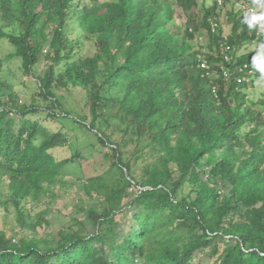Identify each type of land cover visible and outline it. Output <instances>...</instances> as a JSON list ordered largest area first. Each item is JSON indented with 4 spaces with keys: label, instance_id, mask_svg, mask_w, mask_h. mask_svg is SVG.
I'll list each match as a JSON object with an SVG mask.
<instances>
[{
    "label": "trees",
    "instance_id": "1",
    "mask_svg": "<svg viewBox=\"0 0 264 264\" xmlns=\"http://www.w3.org/2000/svg\"><path fill=\"white\" fill-rule=\"evenodd\" d=\"M226 3L0 0V43L13 48L4 62L20 60L45 103L0 96V184H8L20 227L40 225L26 205L79 158L56 157L71 138L63 123L108 149L106 170L80 185L82 218L46 241L0 232V264H195L201 255L214 264H264V98L244 90L263 80L251 70L258 49L236 58V72L220 52L224 43L239 49L264 36L237 11L224 40ZM176 9L187 18L182 32ZM201 30L205 53L195 44ZM84 42L92 55L81 54ZM208 63L230 74L223 88L209 82ZM250 70L248 83H238ZM73 89L84 91L88 117L64 109L58 93ZM37 117L61 127L51 131Z\"/></svg>",
    "mask_w": 264,
    "mask_h": 264
},
{
    "label": "rangeland",
    "instance_id": "2",
    "mask_svg": "<svg viewBox=\"0 0 264 264\" xmlns=\"http://www.w3.org/2000/svg\"><path fill=\"white\" fill-rule=\"evenodd\" d=\"M198 2L200 7L204 8L211 6L213 0H198ZM236 11L237 9H234L232 4L226 3L225 9L223 10L224 15L219 20L224 40L232 35V14H235ZM257 11L260 13L264 9L257 7ZM174 18L178 29L182 32L186 26L187 18L182 15L179 9L175 10ZM208 42L209 38L205 31L201 30L198 32L195 44L197 47L204 49L202 53L207 52ZM258 44V42H253L251 44H245L239 49L234 46L230 50H227V46L224 43L220 47V52L223 56V51L228 52V56L231 57V62L234 63V72H236L235 68L238 66L237 62H235L236 58L257 51ZM81 49V54L84 56H90L94 52V47L91 42H84ZM12 52L13 48L7 41L0 43V80L2 79L5 82L0 85V96L14 93L17 100L21 102V105H29L35 100L41 107H45V103L38 96V89L32 78L23 74L20 60L13 59L4 62V59ZM202 58L205 59L204 56ZM202 58L201 60H203ZM206 66H208L206 72L209 82L223 81V85H220L221 82L218 83L223 88L229 79L222 74V63H208ZM46 67L47 64L41 66V68ZM189 73L191 74V71ZM242 78H245L242 80L243 84L248 83L247 77L243 75ZM218 85H215L214 88L218 89ZM227 86L224 87L225 90L228 89ZM244 90L253 99H258L260 95L264 98V79L254 83L251 81ZM58 96H63L62 103L66 111H69L73 115L88 117L84 91L73 89L69 93H58ZM35 119L42 122L45 126H48L47 128L51 131H57L61 127L56 121H47L38 117ZM63 127L64 131L68 130L70 132L71 138L68 147L55 152L57 159H67L72 154H77L79 158L76 163L65 167L64 177L62 178L65 182L64 184L62 183L63 181L57 182L53 187H50L49 193L43 194L40 197L38 202H30L26 205L31 217V223H36L40 216V225L36 226L34 231L21 228L17 223V215L8 201L10 196L8 184L6 182L0 184V232L7 238H13L16 241L21 238L28 241L31 239L46 241L56 235L60 229L70 225L72 220L81 219L83 213L80 211V208L85 199V195L80 190L82 181L97 176L108 167L104 159V153L108 152V149L102 148L98 144L93 133L67 121L63 123ZM107 133L112 136L113 140H119L121 138L120 135L114 134L110 130ZM128 150L132 151V147H128ZM140 166H143V164ZM88 231L90 233L92 232L91 227H88ZM203 256H198L195 259V264H200V262L203 264H214L215 259H208Z\"/></svg>",
    "mask_w": 264,
    "mask_h": 264
},
{
    "label": "clouds",
    "instance_id": "3",
    "mask_svg": "<svg viewBox=\"0 0 264 264\" xmlns=\"http://www.w3.org/2000/svg\"><path fill=\"white\" fill-rule=\"evenodd\" d=\"M221 1V4H218V0H213V2H215L218 6L222 7L224 5V0H220ZM240 1V0H230V2H232V4L235 6V9H237L238 12H240L241 14V11L239 10L238 6H237V2ZM247 3L253 7L252 9H249L248 12L245 13V16H244V20H243V17L241 15V19H242V22H245L247 24V27L249 30L251 29H255L256 30V33L257 35L259 36H264V34H258L257 32V29H256V26L259 24L261 26H264V11H261L260 13H258L257 11V7L260 8V9H264V0H252V3H251V0H246ZM257 13H256V11ZM236 11V12H237ZM213 24H216V23H212ZM212 25H211V28H212ZM217 28H218V25H217ZM216 30V28L213 30L212 28V32H214ZM228 48V47H226ZM230 50V48H229ZM223 58H224V61L227 62V63H231V57L228 56V52H224L223 51ZM225 56H227L229 58L228 61L225 60ZM203 65V64H202ZM234 65V64H233ZM251 70L253 69L254 71H258L261 76L260 78L261 79H264V43H261L259 46H258V51L256 53V55H254L251 59ZM205 70H208V66H206L205 64ZM238 66L235 68L237 70ZM245 71L243 73V75L245 77H247V81L249 80V77L254 71ZM222 74L224 77L227 76V79H230V74L224 69V67H222ZM228 74V75H227ZM245 79V78H238L237 81L238 83H242V80ZM213 90H216L214 87H213Z\"/></svg>",
    "mask_w": 264,
    "mask_h": 264
},
{
    "label": "built area",
    "instance_id": "4",
    "mask_svg": "<svg viewBox=\"0 0 264 264\" xmlns=\"http://www.w3.org/2000/svg\"><path fill=\"white\" fill-rule=\"evenodd\" d=\"M218 4H221V1H220V0H218ZM237 6H238L239 10L241 11V15H242V17H243V20H244L245 13L248 12L249 9H252V8H253V7H251V6L247 3L246 0H240V1H238V2H237ZM255 11H256V9H255ZM256 13H257V11H256ZM257 14H258V13H257ZM212 28H213V30H214L215 28H217V24H213V25H212ZM256 29H257L258 34H264V26H261V25L258 24V25L256 26ZM227 50H229V48H227ZM225 60L228 61L229 58H228L227 56H225ZM202 67H204V65H202Z\"/></svg>",
    "mask_w": 264,
    "mask_h": 264
}]
</instances>
